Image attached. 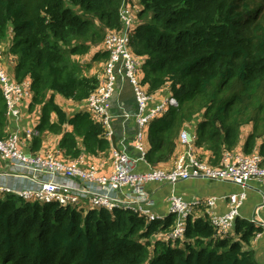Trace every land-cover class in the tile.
Segmentation results:
<instances>
[{
    "label": "trees",
    "instance_id": "16d2710c",
    "mask_svg": "<svg viewBox=\"0 0 264 264\" xmlns=\"http://www.w3.org/2000/svg\"><path fill=\"white\" fill-rule=\"evenodd\" d=\"M123 1L0 0V42L9 41L14 78L31 80L28 110L42 106L33 151L43 131L63 133L65 124L74 127L60 140L67 158L108 149L102 124L89 111L69 118L54 95L87 101L99 78L86 74L90 65L82 60L122 28ZM137 21L130 47L142 60L141 84L178 100L148 124V163L170 161L181 131L199 117L196 146L211 152L199 159L218 167L240 148L264 158V0H138ZM108 57L99 49L93 59ZM8 125L0 87V139ZM176 216L150 220L132 208L82 212L0 194V264H262L253 243L264 227L255 221L239 216L221 234L201 205L173 238Z\"/></svg>",
    "mask_w": 264,
    "mask_h": 264
},
{
    "label": "built area",
    "instance_id": "2783aa9c",
    "mask_svg": "<svg viewBox=\"0 0 264 264\" xmlns=\"http://www.w3.org/2000/svg\"><path fill=\"white\" fill-rule=\"evenodd\" d=\"M120 13L122 28L110 31L105 38L103 44L105 50L109 52V57L104 64L98 86L86 101L88 111L102 124L104 137L108 139L113 135L110 109L118 79L129 81L134 87L139 106L136 120L141 128L147 127L151 120L167 112L170 106L178 104L177 98L172 94L157 99L141 84L139 73L142 60L134 56L130 47V33L138 22V5H133L130 0H124ZM7 50L0 45V87L8 106V114L19 119L22 107L28 106L32 100V83L30 79L18 82L8 71L4 65L5 58L10 56ZM36 133L33 128L24 127L6 139H0V161L10 160L9 169L12 171L33 172L42 174L45 178L34 186L19 190L6 181L7 174H0L1 195L12 193L30 201H56L82 212L101 208L111 211L117 208H132L148 219L156 220L163 216L148 210L142 204L148 199L146 184L151 180L175 183L205 177L215 181L231 180L243 187L254 179L264 180V158L258 153L227 154L222 165L218 167L199 159L194 148L197 133L188 128L183 129L180 134V142L186 145L187 149L171 170L153 168L149 172L135 171V161L146 160V147L142 142L143 133L140 132L132 141L134 149L140 152L137 158L128 153L124 141L117 143L120 144V149L115 152L113 171L109 175L99 174L94 166L86 167L80 157H70L65 161L52 153L43 155L25 151L24 146L31 144ZM126 187L132 189L126 191ZM246 198L245 192L229 194L227 196L229 209L218 213L215 211L218 197L210 196L187 201L173 195L170 200V213L177 216L171 237L178 238L183 235L187 215L201 205L206 208L212 224L218 231L221 234H229L236 218L240 216ZM261 208H264V203L257 210ZM251 220L264 227V220ZM260 235L262 233L257 237Z\"/></svg>",
    "mask_w": 264,
    "mask_h": 264
},
{
    "label": "crops",
    "instance_id": "0c3cea01",
    "mask_svg": "<svg viewBox=\"0 0 264 264\" xmlns=\"http://www.w3.org/2000/svg\"><path fill=\"white\" fill-rule=\"evenodd\" d=\"M138 4V0H135ZM1 46L4 43L0 42ZM99 49H104V44L93 48L91 53L87 55L86 58H82L86 63L92 65L85 71L87 75H97L98 78L101 77L104 69L105 60H90L94 58L95 54ZM91 56V58H89ZM89 58V60H88ZM5 67L14 76V69L16 66V61L12 55L5 58ZM140 79L142 78V72L139 73ZM147 89V87L145 86ZM170 93L168 90H162L158 92L155 97L157 99H162L168 96ZM55 101L60 105L64 111L67 113L68 117L71 118L79 112L88 111L86 101H74L72 99L65 98L64 96L55 93ZM29 106V105H28ZM28 106H23L21 110L20 118H16L14 115L8 114L9 125L7 127L8 136L10 134L19 132L24 127H30L37 131L39 135L38 125L40 123V118L42 116V106H37L34 110L29 111ZM139 111L138 101L136 97V92L133 85L128 81L118 79L116 84V91L114 93L113 99L111 100L110 113L112 115V130L113 135L111 139L106 138L109 141V147L105 152L101 153H91L82 151L76 157H80L83 160V164L86 167L94 166L101 175H109L113 171L114 167V155L116 150L120 149L121 141H124L128 153L135 158L140 153L135 150L132 141L136 139L140 132L143 133L142 142L145 144L146 151L148 149V126L141 128L136 120V115ZM128 115V116H127ZM57 115L55 112L52 113L51 120L53 122L57 121ZM200 121V117L193 121L192 124L186 128L190 129L192 132L196 131L197 123ZM185 129V128H184ZM64 132L73 131L74 127L71 124H65L63 126ZM63 132V133H64ZM63 133H56L51 130H45L41 133L42 145L38 151H33L30 147L31 144H26L24 150L29 153H39L47 154L52 153L58 159L68 160L65 156L64 151L60 148V140ZM247 134V133H245ZM33 138V137H32ZM82 138H79V147L82 148ZM195 152L197 156L202 157L204 160H208L211 156V152L204 147L196 146ZM187 146L182 144L179 139L178 148L173 155L172 159L166 163L160 164L157 168L161 170H171L176 161L180 156L183 155ZM235 152L241 153V148ZM234 153V152H233ZM229 153V154H233ZM10 160L4 159L0 161V174H7L9 181L15 188L23 189L26 187H31L36 185L39 180L45 178L42 174H34L33 172H19L12 171L9 169ZM154 167L148 163L147 160L135 161L134 169L139 172H149ZM79 182V180H76ZM130 187H126V191H129ZM146 189L148 192V199L143 202L148 210L154 211L157 214L166 217L170 214L171 205L170 200L173 195L182 197L184 200L191 201L197 198H207L210 196L218 197V205L216 210L218 213H223L229 209V204L227 196L233 192H245L246 201L241 208L240 216L247 219L264 220V208L259 211L258 207L264 203V180L254 179L250 181L245 187L232 182L231 180L215 181L205 177L190 178L187 180H180L175 183L167 181H156L151 180L146 184ZM216 212V213H217ZM217 213V214H218ZM253 248L256 253L258 260L264 264V232L259 237L255 238L253 243Z\"/></svg>",
    "mask_w": 264,
    "mask_h": 264
},
{
    "label": "rangeland",
    "instance_id": "374dc122",
    "mask_svg": "<svg viewBox=\"0 0 264 264\" xmlns=\"http://www.w3.org/2000/svg\"><path fill=\"white\" fill-rule=\"evenodd\" d=\"M131 2H132V4L133 5H138V4H136V1L135 0H131ZM1 43H4V45H5V48H7V45H9V41H3V42H1ZM87 57V56H86ZM85 57V58H86ZM89 58H91V56L89 57ZM89 58H88V60H89ZM85 60H87V58L85 59ZM85 60H82V62H84L85 64H87L86 62H85ZM90 60H94L93 59V57H92V59H90ZM93 63H91V64H89V65H92ZM128 82V81H127ZM134 88V87H133Z\"/></svg>",
    "mask_w": 264,
    "mask_h": 264
},
{
    "label": "bare ground",
    "instance_id": "6f19581e",
    "mask_svg": "<svg viewBox=\"0 0 264 264\" xmlns=\"http://www.w3.org/2000/svg\"><path fill=\"white\" fill-rule=\"evenodd\" d=\"M37 134V133H36Z\"/></svg>",
    "mask_w": 264,
    "mask_h": 264
}]
</instances>
